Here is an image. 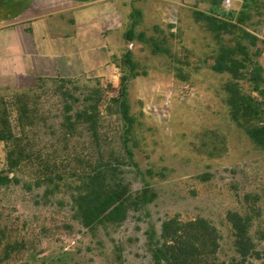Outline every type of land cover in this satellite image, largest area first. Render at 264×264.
Masks as SVG:
<instances>
[{"label": "rangeland", "instance_id": "obj_1", "mask_svg": "<svg viewBox=\"0 0 264 264\" xmlns=\"http://www.w3.org/2000/svg\"><path fill=\"white\" fill-rule=\"evenodd\" d=\"M221 3L132 0L125 30L134 40H119L107 80L21 87L0 78V174L9 179L0 185V264H154L149 237L175 216L210 222L217 261L228 264L239 260L232 213L250 219L247 263L264 264V148L244 133L254 121L235 120L229 103L233 86L264 119V0ZM221 48L243 65L236 76L213 70ZM126 53L136 73L126 86L130 131L117 101ZM100 171L156 198L121 223L85 228L74 200Z\"/></svg>", "mask_w": 264, "mask_h": 264}, {"label": "crops", "instance_id": "obj_2", "mask_svg": "<svg viewBox=\"0 0 264 264\" xmlns=\"http://www.w3.org/2000/svg\"><path fill=\"white\" fill-rule=\"evenodd\" d=\"M185 2L195 0H159ZM132 0H0V78L107 80L132 19Z\"/></svg>", "mask_w": 264, "mask_h": 264}, {"label": "trees", "instance_id": "obj_3", "mask_svg": "<svg viewBox=\"0 0 264 264\" xmlns=\"http://www.w3.org/2000/svg\"><path fill=\"white\" fill-rule=\"evenodd\" d=\"M196 17L205 20L212 31H228L226 24L218 27L212 18L204 17L199 13L196 14ZM124 38L127 41L134 40L133 29H129ZM142 39L141 35L139 40ZM124 64L127 67L128 76L124 75L120 78L117 101L119 102L120 116L127 130L130 131L135 118L129 112L126 86L128 79L135 77L136 73H133L135 65L132 63L129 53L124 56ZM242 67L241 63L232 59V53L229 50L221 48L213 70L236 76ZM255 70L257 71L256 78L259 79L261 69L257 67ZM260 81L257 80L255 84L258 86ZM256 85L255 90L257 89ZM229 91L232 117L235 120H253L254 124L245 127L244 133L256 147L264 148V119L261 118L260 106L252 97L242 95L233 86L229 87ZM4 139L5 135L0 131V140ZM125 148L131 160L133 154L127 147ZM8 182V177L0 174V185H5ZM84 192L79 194L74 203L76 216L85 228L102 223H121L126 219L129 209L136 211L144 205L152 203L156 198V193L150 190L148 185H144L142 189L133 193L122 182L113 177H107L104 171H100L95 177L88 180ZM228 220L232 227L234 253L239 258V260H232L228 264H249L247 259L255 250V245L248 235L250 219L232 213L229 214ZM154 239V236L150 235V252L154 264H223L217 261L219 232L204 219L183 220L178 216L167 219L161 223L158 239L156 241Z\"/></svg>", "mask_w": 264, "mask_h": 264}, {"label": "built area", "instance_id": "obj_4", "mask_svg": "<svg viewBox=\"0 0 264 264\" xmlns=\"http://www.w3.org/2000/svg\"><path fill=\"white\" fill-rule=\"evenodd\" d=\"M234 0H222L221 5L224 8H229L233 4Z\"/></svg>", "mask_w": 264, "mask_h": 264}]
</instances>
